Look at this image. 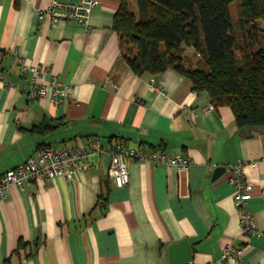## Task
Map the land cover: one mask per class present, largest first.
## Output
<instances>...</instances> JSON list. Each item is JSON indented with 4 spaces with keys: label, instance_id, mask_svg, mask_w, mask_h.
<instances>
[{
    "label": "crops",
    "instance_id": "0c3cea01",
    "mask_svg": "<svg viewBox=\"0 0 264 264\" xmlns=\"http://www.w3.org/2000/svg\"><path fill=\"white\" fill-rule=\"evenodd\" d=\"M78 1L0 0V176L44 148L95 137L105 151L72 179L9 189L0 200V264H173L169 250L184 240L188 264H228L226 245L240 247L246 264H264V128H238L230 108H212L174 70L134 75L113 30L121 0H98L86 27L61 8L50 12ZM125 2L137 16L136 0ZM17 57L68 85V104L34 99ZM115 143L192 163L179 170L128 160L129 183L117 189L107 176ZM235 167L252 185L246 208L260 235L239 226L227 182Z\"/></svg>",
    "mask_w": 264,
    "mask_h": 264
},
{
    "label": "trees",
    "instance_id": "16d2710c",
    "mask_svg": "<svg viewBox=\"0 0 264 264\" xmlns=\"http://www.w3.org/2000/svg\"><path fill=\"white\" fill-rule=\"evenodd\" d=\"M238 5L231 18L229 5ZM125 0L114 18L122 58L136 76L184 75L212 108L231 109L238 128H264V0ZM251 28V32L249 28ZM192 48L194 57L185 55ZM193 60H195L193 62Z\"/></svg>",
    "mask_w": 264,
    "mask_h": 264
},
{
    "label": "built area",
    "instance_id": "2783aa9c",
    "mask_svg": "<svg viewBox=\"0 0 264 264\" xmlns=\"http://www.w3.org/2000/svg\"><path fill=\"white\" fill-rule=\"evenodd\" d=\"M98 4V0H79L75 4L68 5L53 3L50 6V12L55 13L61 8L67 13L70 22L86 27L90 13ZM17 60L25 73L30 71L32 74L30 95L34 99L48 98L50 104L55 108L62 104H68L70 97L68 85L57 81L54 76L46 81L47 70L43 66L27 67L23 65L24 62L21 58L17 57ZM60 95H66L67 99L63 100ZM104 153L100 141L95 137L89 138L84 147L41 149L36 157L17 165L0 176V200L6 199L11 187L23 191L33 181L43 184L45 181L55 178L72 179L79 171L91 164L92 156H101ZM107 154L109 155L107 176L117 189H122L129 183L128 160L153 163L166 169L176 168L179 170L188 169L192 163L187 157L156 152L142 146L129 147L124 143H115ZM227 182L233 186L235 191L234 203L243 235H260L253 214L246 208L247 201L251 198L252 185L246 182L240 167L231 169V176ZM220 260L228 264H246L242 258L241 248L232 245H226L221 250Z\"/></svg>",
    "mask_w": 264,
    "mask_h": 264
},
{
    "label": "water",
    "instance_id": "95a60500",
    "mask_svg": "<svg viewBox=\"0 0 264 264\" xmlns=\"http://www.w3.org/2000/svg\"><path fill=\"white\" fill-rule=\"evenodd\" d=\"M169 253L173 264H188L191 260V247L186 240L171 246Z\"/></svg>",
    "mask_w": 264,
    "mask_h": 264
},
{
    "label": "rangeland",
    "instance_id": "374dc122",
    "mask_svg": "<svg viewBox=\"0 0 264 264\" xmlns=\"http://www.w3.org/2000/svg\"><path fill=\"white\" fill-rule=\"evenodd\" d=\"M229 10H230V14H231V18L234 22H236L237 18H238V5L233 2L229 5ZM256 25L258 26L259 28V32L264 35V24L262 21H258L256 22ZM249 28V27H248ZM249 31L251 32V28H249ZM191 55V54H190ZM189 55V56H190ZM195 61V60H194Z\"/></svg>",
    "mask_w": 264,
    "mask_h": 264
}]
</instances>
